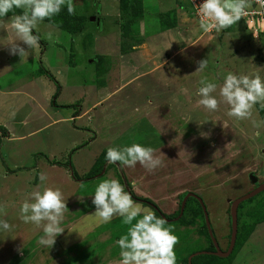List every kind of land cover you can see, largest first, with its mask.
<instances>
[{
  "label": "rangeland",
  "instance_id": "1",
  "mask_svg": "<svg viewBox=\"0 0 264 264\" xmlns=\"http://www.w3.org/2000/svg\"><path fill=\"white\" fill-rule=\"evenodd\" d=\"M129 1L73 0L78 18L83 14L88 19L81 31L70 34L58 28L68 22L70 31L79 24L76 15L66 18L68 11L62 9L54 16V24L41 22L35 32L40 36L35 54L21 61L7 49L1 53L5 54L2 60L10 61L0 62V124L13 123V138L0 132V205L6 206L7 213L0 218L14 228L10 234L0 233V264H119L116 241L126 226L119 224L122 218L118 216L100 223L92 203L96 185L109 178L118 179L131 196L146 198L174 217L166 226L179 237L177 264H186L188 254L213 250L195 200H186L185 210L177 218L183 194L194 192L201 197L214 236L225 250L231 232V202L254 189L251 173L264 180V129L255 137L249 121L229 118L223 104L219 111L209 113L198 105L196 95L202 76L218 86L229 72L259 74L264 79V20L253 27L257 38L242 20L230 31L204 33L183 0L186 6L178 11L179 25L175 20L173 27L184 26L195 34L191 46L187 41L175 43L168 56L177 52L179 62L164 67L167 51L162 39L151 38L149 49L143 52L144 47L132 49L129 45L136 40L132 35L135 22L128 33L123 32L127 35L122 41L116 35L120 4L128 7ZM146 3H151V17L156 20V5L152 0ZM12 15L0 23H7ZM6 39V32L0 31V41ZM204 59L207 68L195 72ZM123 61L127 64L119 68ZM129 61L135 65L133 69ZM41 66L47 73L36 70ZM54 97L56 104L68 106H54ZM76 110L79 117L66 118L77 115ZM254 115L264 120V109L256 105ZM22 119L26 126L19 122ZM197 120L209 121L199 125ZM201 132L210 136L205 138ZM132 143L152 147L163 165L151 172L140 164L122 168L106 160L102 167L95 165L109 147ZM41 172L48 177L43 185ZM89 173L96 176L86 178ZM38 187L63 192L68 211L62 226H71L83 236L77 232L69 235L65 229L51 249L38 245L42 232L19 218L25 196ZM133 200L142 209L155 212L143 201ZM239 228L235 250L223 261L210 258V263L264 264V190L240 206ZM208 262L207 258L195 260V264Z\"/></svg>",
  "mask_w": 264,
  "mask_h": 264
},
{
  "label": "clouds",
  "instance_id": "2",
  "mask_svg": "<svg viewBox=\"0 0 264 264\" xmlns=\"http://www.w3.org/2000/svg\"><path fill=\"white\" fill-rule=\"evenodd\" d=\"M253 3L264 9V0H203V3L197 5L199 27L204 33L228 29L249 15L248 9ZM65 7L70 15L76 13L73 0H0V21L13 13L7 23H0V31L7 34L6 41H0V46L7 49L9 55H18L21 61L35 54L40 46V36L33 34L34 30L38 33L41 22L50 20ZM16 10L20 12L17 14ZM248 29L257 38L251 22H248ZM207 63V59L199 61L195 72H203ZM199 85L196 92L198 105L209 113L219 111L222 104L226 105L229 118L249 121L255 130L253 136L260 135V130L264 129V120H258L254 115L256 105L264 109V79L259 74L237 75L229 72L219 86L202 76ZM206 121L209 120L198 123L203 125ZM22 123L27 125L26 120ZM200 135L207 138L210 133L201 132ZM106 160L111 164L119 163L122 168H134L140 164L150 172L163 165L162 158L155 154L152 147L140 143L109 147ZM47 179V174L41 172L42 185ZM132 183L135 185L136 182ZM92 194V203L96 209L94 215L100 223H109L118 216L126 226V232L116 241L120 250L119 264H177L175 246L179 243V237L172 228L166 226L164 218L158 217L151 210L142 209L118 179L100 181ZM79 199L84 202L83 196ZM5 208V205H0V216L7 215ZM67 211V201L59 188L42 187L41 190L38 187L25 196L19 207V218L24 224L34 225L42 232L38 245L51 249L65 229L69 235L77 232L83 236L82 232L71 226H62ZM13 228L6 219L0 218V233L10 234ZM9 236L12 239L17 237ZM17 251L22 254L23 249L18 247Z\"/></svg>",
  "mask_w": 264,
  "mask_h": 264
},
{
  "label": "crops",
  "instance_id": "3",
  "mask_svg": "<svg viewBox=\"0 0 264 264\" xmlns=\"http://www.w3.org/2000/svg\"><path fill=\"white\" fill-rule=\"evenodd\" d=\"M159 1H160V3H159ZM152 3H154L156 5V8H155L156 10L154 12V15L159 14V13L169 12L171 14L172 21H174V24L177 23V25H179L178 20H177V16H179L178 11L184 9L186 6V5H184L183 0H152ZM150 4L146 3V0H141V7L143 9V13H142V15H138V17L136 18L135 26L137 29H136V32H134V33L132 32V35H134L136 37V40L131 41L129 38L126 37V39H128V40H130V42H132L129 44L130 47H132V49H135L136 47H144L145 49L143 50V52H146L147 49H149L148 43L151 44V41H150L151 38L158 37V38L162 39L161 44H163V46H162L163 50L167 51V56H168V53H170L174 49V47H175L174 45H177V44H175L176 42L187 41L188 43H190V46H191V44H192L191 41L193 40L192 38L195 34V30L194 31H191V30L187 31L188 30L187 27H184V26L183 27L180 26L179 30H178V29H174L175 25H174V27H170L173 29H170V28L162 29L160 27V23H159L158 18L156 20H153V18L151 17L152 10L150 8V6H151ZM119 12H120V9H119ZM120 19H121V17H120ZM175 20H176V23H175ZM153 22H157V23L153 24ZM230 29L229 30L226 29V30L230 31ZM172 30H175L177 33L172 32ZM116 35L118 37H121L120 41L123 40L122 39L123 38V28H122L121 23H119V30L116 32ZM170 40H171V42H174V43L171 44ZM165 45L169 46V47H164ZM132 49H130V50L127 49L126 51L130 53L132 51ZM5 50L6 49L3 46H0V62L5 61V63L8 64L7 62H9L10 59H8V61L2 60V59H4L3 57H5V54L1 55V53L5 52ZM176 53H173L171 56H168V57L166 56V58L162 62L161 66L166 64L164 66V67H166L168 63L174 62L173 64H175V62H179L178 58L176 59V57H175ZM5 59H7V58H5ZM179 59H182V58H179ZM121 63L122 64H120L119 68L121 67V65L123 66L124 64H127L125 61H123ZM129 63H130L129 65L131 66V69H133L132 66L135 67V65H132L131 61H129ZM41 67L37 68L36 70L39 72ZM42 68H45V67H42ZM41 72L42 71H40V73ZM0 87H1V84H0ZM98 102H101V100L97 101V103ZM77 113H75V114H77ZM79 116H80L79 114H77V115L71 114L66 118L70 119V117H73L75 120ZM56 120H58V119H56ZM56 120L51 121L47 125L54 123ZM23 121H25V120L22 119L19 122L22 123ZM47 125H44L42 127H46ZM42 127H39L38 129H40ZM1 128H3V130L5 131L4 133L1 131ZM12 130H13V123L12 124L11 123H4L2 125L0 124L1 134L2 135L6 134V136H8L6 138H8V139L13 138V136H11ZM34 131H36V130H34Z\"/></svg>",
  "mask_w": 264,
  "mask_h": 264
},
{
  "label": "trees",
  "instance_id": "4",
  "mask_svg": "<svg viewBox=\"0 0 264 264\" xmlns=\"http://www.w3.org/2000/svg\"><path fill=\"white\" fill-rule=\"evenodd\" d=\"M120 6H121V12H120V17H121V21H120V23H121V25H122V28H123V32L124 31H127V33H128V29H129V27L130 26H133L134 24H132L133 22H135L136 21V18L137 17H134L131 13H130V10H128L129 8H131V10H132V12H135L136 14H138V15H142V13H143V9H142V7H141V0H130L129 2H128V4H127V6L128 7H124L122 4H120ZM123 6V7H122ZM188 8H189V6H187ZM64 10L63 11H65V13H66V11H67V8L65 7V8H63ZM189 10H190V8H189ZM17 12H20V10H16ZM190 12H191V10H190ZM67 15L65 16L66 18H69L70 17V14L69 13H66ZM192 14V13H191ZM74 15H76L77 16V18H78V15L77 14H74ZM137 15V16H138ZM157 17H158V20H159V23H160V27L162 28V29H166V28H170V27H173L175 24H174V21H172V18H171V14L169 13V12H164V13H159L158 15H157ZM55 18L53 17V18H51L50 20H45V22H47V23H49V24H54L55 23ZM87 21H88V19H87V16L85 15H83V14H80V16H79V18H78V25H76V27L75 28H70V29H72V30H70V31H68V28H69V25H67V23L66 24H61V25H58V28L60 29V30H62V31H64V32H66V33H74V30H75V32H77L76 30H78V32L79 31H81L84 27H83V25L85 24V23H87ZM57 25V24H56ZM230 28H228V30H229ZM223 31H226V29H224ZM33 34H36L35 33V31H34V33ZM37 35V34H36ZM127 34H123V36H126ZM40 71H42V72H45V73H47L46 71V69L45 68H40ZM53 104H54V106H56V107H67L68 105H58V104H56V102H55V97L53 98ZM76 113L78 112V110H76L75 111ZM1 131L4 133L5 131L3 130V128H1ZM102 162V164L101 163H99V162ZM104 161H106V154H103L101 157H99L98 158V160L96 161V164L95 165H98V164H100L101 165V167L103 166V164H104ZM95 165H94V167H95ZM96 176V174L95 175H93V174H88L87 175V177L86 178H94ZM126 189V188H125ZM127 190V189H126ZM187 193H194V192H185L184 194H183V196H182V198L187 194ZM259 194V193H258ZM197 195V194H196ZM256 196V195H255ZM255 196H252V197H250V198H248V199H246V200H244V201H242V202H240L239 203V205H238V208H237V234H236V239H235V244H234V247H233V251L235 250V248L237 247V244H238V242H239V238H240V236H241V233H240V228H239V211H240V206L244 203V202H247V201H250V200H252V199H254V197ZM134 199H138V200H140V201H143L144 203H146L147 205H149L155 212H156V214H157V216L158 217H161V218H164L167 222H169V221H173V220H175L174 219V217H172V216H168V215H166L165 213H163L155 204H152V202H150L149 200H147L146 198H141V199H139V198H135L134 196H132ZM200 199H201V197L200 196H198ZM190 199H193V200H195V202L197 203V206H198V211H199V213H200V215L202 216V218H203V222H204V227H205V230H206V232H207V237L209 238V240H210V245H211V248H212V250H214V246H213V243H212V241H211V238H210V236H209V233H208V230H207V227H206V222H205V219H204V214H203V209H202V206H201V203H200V200L198 199V198H196V197H193V196H190V197H188V199H187V202H188V200H190ZM201 201H202V199H201ZM186 202V203H187ZM203 202V201H202ZM186 206V205H185ZM184 210H185V207H184ZM179 212H180V205H179V208H178V210H177V212H176V216H178V214H179ZM184 212V211H183ZM183 214V213H182ZM175 216V217H176ZM181 217V216H180ZM230 217V216H229ZM179 219V218H178ZM119 224H123L122 222H120ZM201 251H206V250H201ZM209 251V250H208ZM195 252H198V251H195ZM195 252H192L191 254H193V253H195ZM30 253H32L33 254V251H30ZM191 254H188L186 257H185V262H186V264L188 263V256H190ZM20 257V256H19ZM200 258H207L208 260H209V262L207 263V264H213V262L212 263H210V258H212V259H214L215 261H223V260H225V259H227V257L226 258H224V257H220V256H216V255H214V254H211V253H206V252H202V253H198V254H196V255H193L192 257H191V264H195V260L196 259H200Z\"/></svg>",
  "mask_w": 264,
  "mask_h": 264
},
{
  "label": "water",
  "instance_id": "5",
  "mask_svg": "<svg viewBox=\"0 0 264 264\" xmlns=\"http://www.w3.org/2000/svg\"><path fill=\"white\" fill-rule=\"evenodd\" d=\"M95 18L94 17H91V20H94ZM249 178H250V182L252 184H257L259 182L258 180V177L255 175V174H250L249 175ZM262 190H264V181L262 182H259V184H257L254 189H252L251 191L235 198L231 204H230V210H229V216H230V225H231V234H230V241H229V245L227 247L226 250H222L214 236V233H213V230H212V227H211V224L209 222V218H208V213L206 211V208H205V205L204 203L201 201V199L198 197V195H196L195 193H187L183 199H182V202H181V205H180V212H179V215L177 216V218L182 214L183 212V209H184V205H185V202L187 200L188 197L190 196H193V197H196L200 200V203H201V206H202V209H203V214H204V219H205V222H206V227H207V230H208V233H209V236L211 238V241L213 243V246H214V250L213 251H198V252H195L193 254H191L189 257H188V264H191V257L193 255H196L198 253H211V254H214L216 256H220V257H227L233 250V247H234V244H235V239H236V234H237V208H238V205L240 202L256 195L257 193L261 192Z\"/></svg>",
  "mask_w": 264,
  "mask_h": 264
},
{
  "label": "built area",
  "instance_id": "6",
  "mask_svg": "<svg viewBox=\"0 0 264 264\" xmlns=\"http://www.w3.org/2000/svg\"><path fill=\"white\" fill-rule=\"evenodd\" d=\"M188 2V6L191 10L192 15L195 17L196 21L199 23V17L197 15V5L203 3V0H185ZM249 15L241 20L245 23L251 22L252 26L256 27L258 23L264 20V9H261L259 5L253 3L252 7L248 9ZM215 31V30H213Z\"/></svg>",
  "mask_w": 264,
  "mask_h": 264
},
{
  "label": "flooded vegetation",
  "instance_id": "7",
  "mask_svg": "<svg viewBox=\"0 0 264 264\" xmlns=\"http://www.w3.org/2000/svg\"><path fill=\"white\" fill-rule=\"evenodd\" d=\"M264 181V180H263ZM259 182H262V181H259ZM259 182L257 183V184H259ZM257 184H255V186L257 185ZM231 226V225H230ZM230 230H231V227H230ZM230 234H231V232H230ZM229 241H230V237H229ZM228 245H229V242H228ZM228 247V246H227ZM227 249V248H226ZM225 249V250H226Z\"/></svg>",
  "mask_w": 264,
  "mask_h": 264
}]
</instances>
